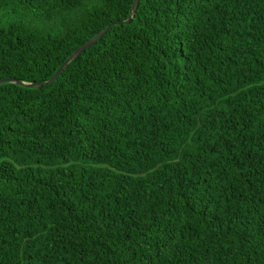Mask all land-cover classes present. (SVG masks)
I'll use <instances>...</instances> for the list:
<instances>
[{
    "label": "trees",
    "instance_id": "1",
    "mask_svg": "<svg viewBox=\"0 0 264 264\" xmlns=\"http://www.w3.org/2000/svg\"><path fill=\"white\" fill-rule=\"evenodd\" d=\"M84 3L0 0V80L133 0L17 21ZM0 264H264V0H139L1 84Z\"/></svg>",
    "mask_w": 264,
    "mask_h": 264
},
{
    "label": "water",
    "instance_id": "2",
    "mask_svg": "<svg viewBox=\"0 0 264 264\" xmlns=\"http://www.w3.org/2000/svg\"><path fill=\"white\" fill-rule=\"evenodd\" d=\"M139 0H133V4L129 13V17L125 21H115L108 25L106 28L98 32L96 35H94L90 40H88L84 45H82L80 48H78L75 52H73L64 62L63 64L58 68V70L54 73V75L45 82L40 83H24L19 80L15 79H2L0 80V85L4 83H13L16 85H19L24 88H40L42 86L51 85L55 82V80L58 78V76L64 71V69L81 53H83L85 50H87L89 47H91L93 44H95L102 36H104L113 26L122 25V24H128L133 19L135 12L137 10Z\"/></svg>",
    "mask_w": 264,
    "mask_h": 264
},
{
    "label": "rangeland",
    "instance_id": "3",
    "mask_svg": "<svg viewBox=\"0 0 264 264\" xmlns=\"http://www.w3.org/2000/svg\"><path fill=\"white\" fill-rule=\"evenodd\" d=\"M93 0H85L84 7L81 9L74 11L73 13L67 14L64 17H59L55 19L52 23H44L40 20H34L31 15H25L24 17H19L17 21L31 26V28L37 29L45 34H56L59 32H62L65 27H63V21L65 20V23L67 26H73L75 25V17L78 16L82 10L86 9L87 7H90V4ZM2 17V12H0V18ZM57 167V166H56ZM33 169H47L45 167H38L33 165Z\"/></svg>",
    "mask_w": 264,
    "mask_h": 264
}]
</instances>
